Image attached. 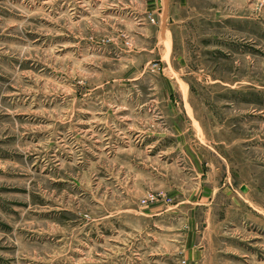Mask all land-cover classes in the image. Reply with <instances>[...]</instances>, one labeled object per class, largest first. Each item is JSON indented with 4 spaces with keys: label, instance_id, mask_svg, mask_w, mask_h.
I'll return each mask as SVG.
<instances>
[{
    "label": "rangeland",
    "instance_id": "rangeland-1",
    "mask_svg": "<svg viewBox=\"0 0 264 264\" xmlns=\"http://www.w3.org/2000/svg\"><path fill=\"white\" fill-rule=\"evenodd\" d=\"M173 14L0 0V264H264V0Z\"/></svg>",
    "mask_w": 264,
    "mask_h": 264
},
{
    "label": "crops",
    "instance_id": "crops-1",
    "mask_svg": "<svg viewBox=\"0 0 264 264\" xmlns=\"http://www.w3.org/2000/svg\"><path fill=\"white\" fill-rule=\"evenodd\" d=\"M146 4L148 17H154L156 11L159 12L161 33L163 36L168 37L171 34V27L178 23L173 11L176 8L186 7L189 4V0H146ZM157 47V45L154 46L151 52H154L155 49L157 50ZM228 242L232 244L234 240L230 239Z\"/></svg>",
    "mask_w": 264,
    "mask_h": 264
},
{
    "label": "built area",
    "instance_id": "built-area-1",
    "mask_svg": "<svg viewBox=\"0 0 264 264\" xmlns=\"http://www.w3.org/2000/svg\"><path fill=\"white\" fill-rule=\"evenodd\" d=\"M154 72H161L163 71V68L161 67L160 64L156 63V64H153L152 65V68H151ZM157 200V198L153 195H150V198L145 200L143 203L146 204V203H149V202H155Z\"/></svg>",
    "mask_w": 264,
    "mask_h": 264
},
{
    "label": "water",
    "instance_id": "water-1",
    "mask_svg": "<svg viewBox=\"0 0 264 264\" xmlns=\"http://www.w3.org/2000/svg\"><path fill=\"white\" fill-rule=\"evenodd\" d=\"M242 191H243L244 193H247V192L249 191V188L246 187V186H244V187L242 188Z\"/></svg>",
    "mask_w": 264,
    "mask_h": 264
},
{
    "label": "bare ground",
    "instance_id": "bare-ground-1",
    "mask_svg": "<svg viewBox=\"0 0 264 264\" xmlns=\"http://www.w3.org/2000/svg\"><path fill=\"white\" fill-rule=\"evenodd\" d=\"M164 3V2H163Z\"/></svg>",
    "mask_w": 264,
    "mask_h": 264
}]
</instances>
